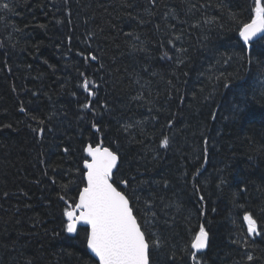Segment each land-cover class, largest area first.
<instances>
[{
    "label": "trees",
    "instance_id": "1",
    "mask_svg": "<svg viewBox=\"0 0 264 264\" xmlns=\"http://www.w3.org/2000/svg\"><path fill=\"white\" fill-rule=\"evenodd\" d=\"M253 3L0 0V264H93L60 197L78 199L98 143L141 216L154 205L159 264H190L201 225L203 264H264L244 221L264 229V43L242 51L237 30Z\"/></svg>",
    "mask_w": 264,
    "mask_h": 264
},
{
    "label": "snow or ice",
    "instance_id": "2",
    "mask_svg": "<svg viewBox=\"0 0 264 264\" xmlns=\"http://www.w3.org/2000/svg\"><path fill=\"white\" fill-rule=\"evenodd\" d=\"M152 2L155 3V0ZM3 7L7 9L9 6L4 4ZM194 7L190 5V8ZM237 30L242 51H251L256 44L264 43V0H254L250 22H243ZM175 39L179 40L180 36L177 35ZM168 43L176 48L172 40ZM260 54L264 55V48L260 49ZM91 59L95 60L96 57L92 56ZM161 59L171 60L172 57L165 52ZM82 87L89 96L95 95L93 89L97 85L94 82L85 78ZM224 87H229V84L225 83ZM83 107L89 109L91 104L86 103ZM93 128L100 131L95 124ZM42 132L43 129L40 130ZM162 146H169L167 137L162 140ZM84 155L87 157L83 160L86 171L83 173L84 184L78 191V199L69 202L64 196L60 197L65 203L62 213L63 231L70 236H79L83 232L93 264H159V260L153 258L154 254L168 246L169 238L151 230L157 215L153 210L154 205L145 201L144 215L141 216L140 210L133 203V197L126 191L130 181L115 178L120 160L116 151L104 147L102 143L88 144L84 148ZM203 199L201 196L200 200ZM244 221L247 223L248 236L255 238L264 235V229H258L257 221L251 214H245ZM208 246L209 234L201 225L190 245L181 250L190 264H203L201 256ZM169 259L174 264L175 254ZM246 259L252 262L254 256L247 254Z\"/></svg>",
    "mask_w": 264,
    "mask_h": 264
},
{
    "label": "water",
    "instance_id": "3",
    "mask_svg": "<svg viewBox=\"0 0 264 264\" xmlns=\"http://www.w3.org/2000/svg\"><path fill=\"white\" fill-rule=\"evenodd\" d=\"M118 163H119V161H118ZM90 252V251H89Z\"/></svg>",
    "mask_w": 264,
    "mask_h": 264
},
{
    "label": "bare ground",
    "instance_id": "4",
    "mask_svg": "<svg viewBox=\"0 0 264 264\" xmlns=\"http://www.w3.org/2000/svg\"><path fill=\"white\" fill-rule=\"evenodd\" d=\"M179 116V115H178Z\"/></svg>",
    "mask_w": 264,
    "mask_h": 264
}]
</instances>
